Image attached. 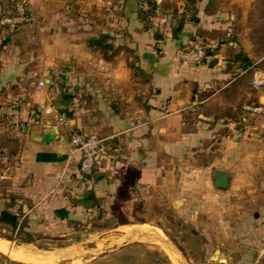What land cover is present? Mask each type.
Listing matches in <instances>:
<instances>
[{"label": "crops", "instance_id": "obj_1", "mask_svg": "<svg viewBox=\"0 0 264 264\" xmlns=\"http://www.w3.org/2000/svg\"><path fill=\"white\" fill-rule=\"evenodd\" d=\"M27 1L33 21L0 38V217L14 216L26 237L68 240L83 228L87 237L49 248L30 243L22 246L26 252L8 249L6 255L94 257L92 249L118 238L113 232L126 237L128 228L141 225L162 232L160 211L170 209L175 222L199 223L190 234L201 239L206 264H264V114L245 113L242 137H225L230 122L215 117L212 108L228 82L223 56L213 55L209 66L208 60L195 65L177 54L198 43L201 23L175 28L164 14L145 30L139 0ZM13 2L0 0V14L10 15ZM175 3L180 11L184 0ZM152 28L162 30L164 39L155 41ZM101 34L132 52L147 74L143 90L127 89L131 56L124 49L109 60L98 55ZM32 75L44 85L37 88ZM49 76L52 83L46 84ZM192 86L204 95L192 94ZM262 98L257 94L256 103L264 108ZM195 100L201 102L192 110ZM51 127L109 138L107 155L88 179L68 140H34L37 131L47 136ZM215 171L229 174L226 188L213 185ZM91 242L93 248L83 246ZM6 261L0 264H11Z\"/></svg>", "mask_w": 264, "mask_h": 264}, {"label": "rangeland", "instance_id": "obj_2", "mask_svg": "<svg viewBox=\"0 0 264 264\" xmlns=\"http://www.w3.org/2000/svg\"><path fill=\"white\" fill-rule=\"evenodd\" d=\"M175 1L171 2V5L174 6L171 7L167 0H161L163 10L160 8V3L156 2L158 8L154 12V17H161L174 11L175 16L170 15L169 20L174 19L175 28L179 26L178 21L181 14H183V18L192 17L194 20L191 21L196 20L201 23L199 29L195 32V35L199 38L197 44H201L205 53L209 54L207 60H211L213 55L221 54L223 56L221 68L229 72L228 77L225 79L228 82H226L227 84L223 89L224 93L219 94L221 96L214 100L213 112L215 117L223 118V123L234 122L238 119L243 104L256 103L257 94H264V83L258 88L252 87L250 83V72L253 68H258L264 73V0H199L193 5V8L187 6L182 12L181 10L178 11ZM9 4L10 1H7L6 5ZM165 9L168 11H164ZM29 25L25 26L28 27ZM27 51L31 53L36 50L28 49ZM126 52L127 56H131L127 62H133L132 52ZM235 52L242 53L250 60L251 67L249 70L242 69L237 62L232 60ZM98 55L101 57L100 53ZM30 81L36 83L37 80H35L34 75L30 77ZM127 89L137 91L143 90L144 87L138 78L130 75ZM135 98L136 102H140L138 97ZM196 177L197 183L202 181V177L198 176L192 179H196ZM160 212L161 217L158 223H160L164 234L149 225L133 226L126 230L128 232H125L129 240L123 242L113 238L110 240L111 243L92 249L90 252L94 254V257L85 255L72 260L45 261L42 258L30 260L22 256L24 254L10 253L23 258L24 261L21 262L7 256L8 248L0 244L2 249L0 250V259H6V262L11 264H206L205 257L199 254L201 239L199 237L192 238L190 234V229L197 231L200 229L199 223L193 221L184 224L180 219L182 222L180 224L175 222L178 219L172 215L174 211L163 209ZM86 229H81L75 238L68 240H57L55 238L40 240L38 239L39 235H35L36 238H34L29 237L30 235L26 237L21 233L16 234L15 230L8 224L0 222V238H5L13 245L20 247L49 248L79 242L82 238L87 237ZM130 229H138L140 232L149 233V235L155 231L159 235V239L146 234L136 235L134 234L136 232L132 234ZM97 237L94 236L92 239L97 241ZM167 239H172L176 251L169 247ZM30 243H32V246ZM120 248L124 249L118 251ZM83 249L87 252L86 247ZM111 249L117 251H114L115 253L111 255H106L105 253L111 251ZM98 255L100 256L97 257ZM170 255L173 256L176 263H173Z\"/></svg>", "mask_w": 264, "mask_h": 264}, {"label": "built area", "instance_id": "obj_3", "mask_svg": "<svg viewBox=\"0 0 264 264\" xmlns=\"http://www.w3.org/2000/svg\"><path fill=\"white\" fill-rule=\"evenodd\" d=\"M143 9L147 5L143 4ZM157 10V9H156ZM155 10V11H156ZM33 21L27 0H14L13 12L10 15L0 14V38H5L17 32L22 26ZM178 57L187 63L200 64L202 59L207 57L201 44L186 46L178 50ZM252 87L258 88L264 83V74L261 70L253 68L250 76ZM44 85L42 80L37 81V88ZM201 101L195 100L189 107L194 110ZM245 113L264 114V108L257 103H247L241 106V113L238 119L231 122L224 130L225 137L231 140H238L243 135V124L246 120ZM64 114L59 113V121H63ZM71 153L77 157V166L80 174L89 176L95 166L107 155L109 150V138L97 134H85L79 128H70L67 133Z\"/></svg>", "mask_w": 264, "mask_h": 264}, {"label": "trees", "instance_id": "obj_4", "mask_svg": "<svg viewBox=\"0 0 264 264\" xmlns=\"http://www.w3.org/2000/svg\"><path fill=\"white\" fill-rule=\"evenodd\" d=\"M197 1H199V0H184V4L181 7V12L184 11L187 6H191V8H193L194 7L193 5ZM143 3H145L147 5V10H144L142 8ZM156 8H157V5H156L155 0H139L138 1L137 16H138V19L140 20V22L142 24L143 29L147 30V29L152 27L151 21H152V18H154V12H155ZM170 15L175 16L174 11L171 14H165V16H170ZM191 20H194V18H192V17L191 18H183V14H181V17L179 18V21H178V23H179L178 27H180L184 21H191ZM152 36H153L155 41H159V40L164 39L163 31L158 29V28H152ZM107 39H108V36H106L104 34H101L96 39V45H95L96 48L95 49L97 50L98 53L101 54V57L103 59H105V60L111 59V57H113L115 54H117V52L120 49H124L125 51H130L129 49H127L123 46H115L114 47L111 42L107 41ZM206 55H209V54H206ZM133 59H134L133 62H131V63L127 62V66L130 69V73H131L132 77L138 78L141 83H144L147 80V74L144 73V71L136 63L137 59L134 56H133ZM206 60H207V57L203 58L201 62L206 61ZM232 60L237 62L239 64V67H241L242 69H244L246 71L249 70V68L251 67L250 60L240 52H235L233 54ZM213 63H214L213 59L207 61V64L209 66L213 65ZM251 72H252V70H251ZM251 72H250V74H251ZM190 91L192 94L196 93L200 96L204 95V92H205L204 90H199L196 86H192ZM91 175H89V176L82 175V176L84 179H88ZM0 222L8 224L13 230H15L16 234L21 230V227H22L21 223L17 224L14 216L0 217Z\"/></svg>", "mask_w": 264, "mask_h": 264}, {"label": "water", "instance_id": "obj_5", "mask_svg": "<svg viewBox=\"0 0 264 264\" xmlns=\"http://www.w3.org/2000/svg\"><path fill=\"white\" fill-rule=\"evenodd\" d=\"M45 83L46 84H51L52 83V78L51 76H49L47 79H45ZM45 133H47V136H41L42 135V131H37L34 137V140H43V141H53V142H66L67 139V135L65 133H59L58 129L55 127H51V128H46L44 130ZM228 178H229V174L226 172H220V171H215L213 172V185L217 188H226L227 184H228ZM137 234H146L149 235V233H144V232H140V230H138L136 232ZM134 233V234H136ZM162 233V232H161ZM136 234V235H137ZM111 236H117L119 240H122L123 242H126L128 239V237H122L120 236L119 232H113V234H109ZM149 236L154 237L159 239V235L153 231V233H151ZM104 237V236H102ZM110 238V237H107ZM168 245L170 247H172L175 251L177 249H175V245L173 243H171L168 239ZM8 244H10L12 247H18L16 245H13L12 243H10L9 241L7 242ZM94 243V242H93ZM93 243H85L83 244V246H91V244L93 245ZM23 248V247H21ZM178 252H180L178 250Z\"/></svg>", "mask_w": 264, "mask_h": 264}, {"label": "bare ground", "instance_id": "obj_6", "mask_svg": "<svg viewBox=\"0 0 264 264\" xmlns=\"http://www.w3.org/2000/svg\"><path fill=\"white\" fill-rule=\"evenodd\" d=\"M129 230V229H128ZM124 231V230H123ZM122 232V231H121ZM128 232V231H127ZM123 233V232H122ZM121 233V234H122ZM130 235V234H129ZM125 236V235H124ZM106 237V236H105ZM128 237V236H127ZM112 238H114V237H112ZM107 239V238H106ZM118 239V238H117ZM109 240V239H108ZM116 240V239H115ZM110 241V240H109ZM111 242V241H110ZM117 242V241H116ZM0 244H2L4 247H6V248H8L9 250H11V249H19V250H22V251H24V252H26L25 251V249H23V248H21L20 246H18V247H12L10 244H8L7 242H4L3 240H1L0 239ZM99 245H100V243H98ZM107 244V243H106ZM92 246H94V245H92ZM91 246V248H93ZM98 246V245H97ZM89 248V247H88ZM169 256V255H168ZM9 257L11 258V259H14V260H17V261H21V262H23L24 261V259L23 258H21L20 256H18V255H11V254H9ZM170 258L173 260V263L175 262L174 261V258H173V256H171L170 255ZM176 263V262H175Z\"/></svg>", "mask_w": 264, "mask_h": 264}]
</instances>
